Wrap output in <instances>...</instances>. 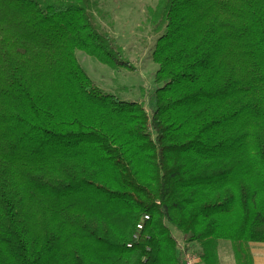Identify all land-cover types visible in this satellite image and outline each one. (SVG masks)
Masks as SVG:
<instances>
[{
  "label": "trees",
  "instance_id": "16d2710c",
  "mask_svg": "<svg viewBox=\"0 0 264 264\" xmlns=\"http://www.w3.org/2000/svg\"><path fill=\"white\" fill-rule=\"evenodd\" d=\"M95 1L0 0V264H180L191 248L216 264V243L249 264L264 246V0H156L145 113L73 60L124 69Z\"/></svg>",
  "mask_w": 264,
  "mask_h": 264
},
{
  "label": "rangeland",
  "instance_id": "374dc122",
  "mask_svg": "<svg viewBox=\"0 0 264 264\" xmlns=\"http://www.w3.org/2000/svg\"><path fill=\"white\" fill-rule=\"evenodd\" d=\"M155 2L96 0L90 7L93 26L117 49L120 61L125 64L124 69L110 72L81 54L72 55L93 89L117 103L138 105L144 113L150 108L146 98L153 89L154 67L149 63V54L157 37L151 35L152 27L146 24L145 14L153 9ZM176 238L173 236L174 240ZM189 251L195 250L191 248ZM214 255L217 264H233L225 243L215 244Z\"/></svg>",
  "mask_w": 264,
  "mask_h": 264
},
{
  "label": "crops",
  "instance_id": "0c3cea01",
  "mask_svg": "<svg viewBox=\"0 0 264 264\" xmlns=\"http://www.w3.org/2000/svg\"><path fill=\"white\" fill-rule=\"evenodd\" d=\"M246 248L248 249V252L246 253L249 264H264V246H247Z\"/></svg>",
  "mask_w": 264,
  "mask_h": 264
},
{
  "label": "built area",
  "instance_id": "2783aa9c",
  "mask_svg": "<svg viewBox=\"0 0 264 264\" xmlns=\"http://www.w3.org/2000/svg\"><path fill=\"white\" fill-rule=\"evenodd\" d=\"M137 230V228H135ZM180 264H197L193 252L185 251L180 254Z\"/></svg>",
  "mask_w": 264,
  "mask_h": 264
}]
</instances>
